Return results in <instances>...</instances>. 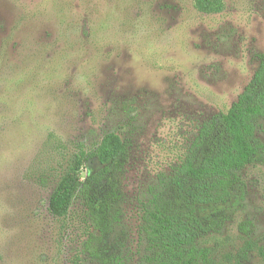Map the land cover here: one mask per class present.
<instances>
[{
  "label": "rangeland",
  "instance_id": "rangeland-1",
  "mask_svg": "<svg viewBox=\"0 0 264 264\" xmlns=\"http://www.w3.org/2000/svg\"><path fill=\"white\" fill-rule=\"evenodd\" d=\"M260 54L264 0H0V264H94L81 201L65 220L50 200L72 156L110 134L128 147L120 230L138 264L151 189L237 101ZM238 176L242 190L203 209L226 222L199 247L214 264H264V162Z\"/></svg>",
  "mask_w": 264,
  "mask_h": 264
},
{
  "label": "trees",
  "instance_id": "trees-1",
  "mask_svg": "<svg viewBox=\"0 0 264 264\" xmlns=\"http://www.w3.org/2000/svg\"><path fill=\"white\" fill-rule=\"evenodd\" d=\"M250 83L226 113L204 123L184 161L161 175L143 205L139 228L142 254L138 264H214L209 249L199 242L223 229L224 215L206 217V207L229 202L242 190L238 174L264 162V144L256 134L264 118V54ZM128 147L117 135H107L89 153L76 152L50 200V211L69 219L75 200L83 206L84 253L94 264H127L126 239L121 234V179ZM90 164L82 180L79 171ZM239 264V263H237Z\"/></svg>",
  "mask_w": 264,
  "mask_h": 264
}]
</instances>
